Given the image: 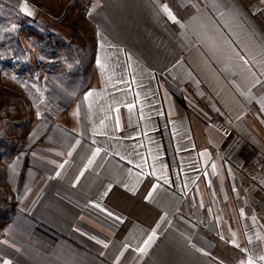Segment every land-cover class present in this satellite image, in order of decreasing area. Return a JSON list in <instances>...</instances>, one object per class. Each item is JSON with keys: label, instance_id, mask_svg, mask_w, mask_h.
Instances as JSON below:
<instances>
[{"label": "crops", "instance_id": "0c3cea01", "mask_svg": "<svg viewBox=\"0 0 264 264\" xmlns=\"http://www.w3.org/2000/svg\"><path fill=\"white\" fill-rule=\"evenodd\" d=\"M87 17L85 89L49 86L53 110L32 107L4 164L14 196L0 264L263 256L264 46L250 12L231 0H92Z\"/></svg>", "mask_w": 264, "mask_h": 264}, {"label": "rangeland", "instance_id": "374dc122", "mask_svg": "<svg viewBox=\"0 0 264 264\" xmlns=\"http://www.w3.org/2000/svg\"><path fill=\"white\" fill-rule=\"evenodd\" d=\"M91 1L0 0V33L5 31L4 29L15 32L25 49L26 60L36 63L32 78L28 73L17 72L12 61L0 56V133L6 135V143L9 140H17L18 134H23L20 124L28 119V111L32 115L33 106L38 113H49L53 110L52 102L47 99L49 86L55 84L66 87V91L75 96L86 85L88 50L92 45L94 33V27L87 17ZM231 1L250 12L252 20L258 26L257 28L253 21L252 28H257L258 35L260 31L263 32H260V41L264 46V0ZM36 32L45 35V38L46 34H51L50 40H56L58 47L53 48L50 44L40 41L35 36ZM80 71L84 72L82 77L79 75L74 78L73 74ZM6 88L19 95L11 94L5 102L3 96L7 93ZM15 121L18 124H15ZM258 156L251 151L249 164L244 168L248 174L254 175L252 171H255ZM4 164L1 158L0 200L4 198L5 203L0 201V208L11 205L14 196L2 177ZM244 250L247 255L248 250ZM250 257L249 264H264V255L260 258L252 255Z\"/></svg>", "mask_w": 264, "mask_h": 264}, {"label": "trees", "instance_id": "16d2710c", "mask_svg": "<svg viewBox=\"0 0 264 264\" xmlns=\"http://www.w3.org/2000/svg\"><path fill=\"white\" fill-rule=\"evenodd\" d=\"M5 31L0 33V49H2V52L0 53V56H3L6 60H10L12 61L13 65L16 67V71L24 74V73H28V75L30 77H34V69L36 68V63H30L26 60V53H25V49L19 39V37L17 36V34L15 32H13L12 30L9 29H4ZM34 32V31H33ZM51 35V34H50ZM49 34H46V38L45 35H42L40 33H35V36L37 38H39L40 41L44 42L45 44H50L53 48L58 47V43L55 40L53 42V40H50L51 36ZM48 39V40H47ZM47 40V41H46ZM54 43V44H53ZM88 54H89V60H88V68L89 65L93 59V46L89 47L88 50ZM88 57V55H87ZM82 74H84L83 71L77 72L75 74H73V77L75 78L76 76L82 77ZM85 89V86L83 87V89L80 90L83 91ZM7 93L6 95L4 94L3 98L4 101L7 99V96L13 94V95H19L16 92L7 89ZM6 102V101H5ZM4 102V103H5ZM31 111V110H30ZM30 112L28 111V119L25 120V122H23V124H20V128L23 131V134L21 135L18 134V139L17 140H9L6 143V135H4L2 132V134L0 133V159L2 158V160L7 163L14 155H16L18 153V151L20 150V148L22 147L24 140H25V134L27 133V129L31 120L32 115L29 114ZM15 124H18L17 121H15ZM16 141V142H15ZM18 141V143H17ZM17 143V144H16ZM5 144V146H4ZM3 204L5 203V199L2 198L0 200ZM12 201H11V205H9L7 208H0V227L2 226V224H4V221L6 219V215L8 212H10V210L12 209Z\"/></svg>", "mask_w": 264, "mask_h": 264}]
</instances>
